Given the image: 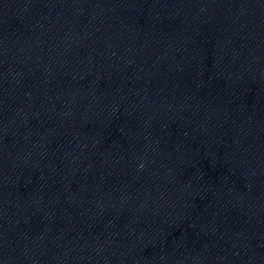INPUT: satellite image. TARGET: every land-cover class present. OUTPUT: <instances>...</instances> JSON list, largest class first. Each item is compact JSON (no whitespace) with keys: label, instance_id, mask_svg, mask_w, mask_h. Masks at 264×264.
I'll return each mask as SVG.
<instances>
[{"label":"water","instance_id":"water-1","mask_svg":"<svg viewBox=\"0 0 264 264\" xmlns=\"http://www.w3.org/2000/svg\"><path fill=\"white\" fill-rule=\"evenodd\" d=\"M0 264H264V0H0Z\"/></svg>","mask_w":264,"mask_h":264}]
</instances>
